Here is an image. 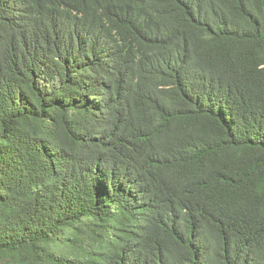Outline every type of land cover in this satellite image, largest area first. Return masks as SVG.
<instances>
[{
  "label": "trees",
  "instance_id": "16d2710c",
  "mask_svg": "<svg viewBox=\"0 0 264 264\" xmlns=\"http://www.w3.org/2000/svg\"><path fill=\"white\" fill-rule=\"evenodd\" d=\"M0 264H264V0H0Z\"/></svg>",
  "mask_w": 264,
  "mask_h": 264
}]
</instances>
